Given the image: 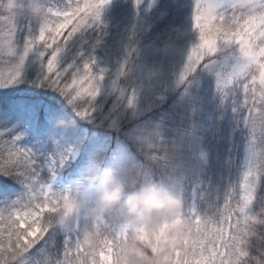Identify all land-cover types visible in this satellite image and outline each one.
I'll use <instances>...</instances> for the list:
<instances>
[{"label":"snow or ice","instance_id":"6c2138e0","mask_svg":"<svg viewBox=\"0 0 264 264\" xmlns=\"http://www.w3.org/2000/svg\"><path fill=\"white\" fill-rule=\"evenodd\" d=\"M108 3L63 0L57 7L53 0H38L42 13L34 19L23 13V0H0V91L27 83L22 66L32 56L39 65L34 86L56 92L76 117L88 118L105 70L92 57L71 53ZM239 3L193 0L191 26L198 40L179 75L183 83L211 72L221 99L238 113L247 142L235 182L200 208L181 200L171 223L160 225L151 239L125 222L106 223L101 231L77 210L73 187L54 183L63 154L44 155L47 140L34 145L36 151L24 147L28 121L22 116L9 129L0 116V264H122L118 253L133 235L153 254L163 250L161 243L168 246L160 264H264V195H257L264 184V0L251 11L239 10ZM20 92L0 96V105L20 101L7 110L39 113L53 131L75 122L46 95ZM171 229L178 235H169ZM41 255L46 259H37Z\"/></svg>","mask_w":264,"mask_h":264},{"label":"rangeland","instance_id":"374dc122","mask_svg":"<svg viewBox=\"0 0 264 264\" xmlns=\"http://www.w3.org/2000/svg\"><path fill=\"white\" fill-rule=\"evenodd\" d=\"M62 2L63 0H53L57 7L62 6ZM75 2L76 0H73V3ZM192 12L193 0H109L101 9L99 22L87 35L94 44L95 55L92 58L95 60L96 68L105 70V82L92 102L91 115L86 119L76 117L84 128L85 136L88 135V126L95 124L94 109L119 108L122 109L120 110L122 116L129 111L131 118L137 121L151 110L153 105L164 103L170 93L178 91L185 85V81L183 83L179 81V75L190 49L198 40L191 26ZM22 35L21 33V39ZM76 43H79V40ZM76 46L75 44L71 55L85 54L84 46ZM133 55L137 62L129 65L128 60ZM22 71L27 83L0 91V96H4L5 93L23 95L21 89H27L29 92L38 88L34 86L33 81L37 78L39 65L32 56L24 61ZM195 83L203 91L198 113L203 138L207 142L204 148H200L199 144L194 148L189 147L188 161L193 165L191 171L193 180L179 186L178 193L185 206L195 203L197 208H200L199 184L194 181L197 175L195 170L198 166L210 168L212 174L210 173L208 182H211L210 188L213 190L211 198L218 197L217 194H221L238 177L245 157L247 135L238 113H234L230 103L222 100L217 92L214 75L202 71L201 76L198 75L190 87ZM129 99L131 104L128 102ZM65 106L70 108L67 104ZM70 111L73 113L72 109ZM38 114L22 112L21 116L38 127ZM142 124L144 125V122ZM41 125L50 129L45 119ZM140 132H142L140 128L136 130V133ZM96 136H98L96 133L92 134V137ZM101 137H104L109 146L112 138L107 135ZM39 143L35 139L32 126L27 124V131L23 133V146L36 151L33 146ZM62 154L63 163L58 169L66 166L64 161L67 155ZM105 154L104 150L94 152L91 159L86 160L87 165L83 162L84 171L87 168L94 169L92 160L100 159L102 163H107ZM37 155L43 159L40 151H37ZM44 155L49 156L47 152ZM111 161L112 170L129 173L130 170L123 167L122 162L119 163L115 157H112ZM54 183L57 186L56 179ZM85 184L84 180L71 178L66 186L57 187H77ZM208 200L210 196L205 193L201 202Z\"/></svg>","mask_w":264,"mask_h":264},{"label":"trees","instance_id":"16d2710c","mask_svg":"<svg viewBox=\"0 0 264 264\" xmlns=\"http://www.w3.org/2000/svg\"><path fill=\"white\" fill-rule=\"evenodd\" d=\"M76 45V47L84 46L86 57L95 55L94 44L87 34ZM128 62L129 65L135 64L137 62L135 56L133 55ZM201 74L202 72L191 75L190 79L185 81L184 86H181L178 91L170 93L164 103L153 105L154 107L137 121L131 118L129 111H126L122 116L120 114L122 109L119 108L94 109L93 118H96V121L94 125L88 126L87 136L84 135V128L76 116L70 111L71 108L65 106L66 103L62 102L56 92L40 87L30 90L31 94H43L52 99L58 109L67 111L75 121L67 128H56L54 131L41 125L44 117L40 114L37 116L38 127L36 124L32 125V122L28 121L29 123H27L32 126L35 139L38 142L48 141L49 151L47 153L49 156L52 155L53 150L67 155V159L64 161L66 166L60 167L55 176L57 186H66L71 178L86 181L100 170L112 169L111 158L115 157L119 163L122 162L123 167L130 170L126 175L139 174L142 181L159 182L178 192L179 186L193 180V172H191L193 165L188 161L189 147L194 148L199 144L200 148H204L207 142L203 138V129L198 113V104L203 91L197 83L190 87L191 82ZM19 103L22 102L8 100L5 105H0V116L7 119V124L3 126L11 129L22 118L24 109L17 113H11L6 107ZM139 128L142 132L136 133ZM93 133H96L98 135L96 137L99 138L92 137ZM106 135L112 138L109 146L104 141V137H101ZM98 150L106 151L107 163H102L100 159L92 160L94 169L87 168L84 171L83 162L87 165L86 160L91 159L94 152ZM203 167L198 166L196 172L194 171L197 174L194 181L199 184L200 207L203 204L201 197L205 196V193L210 196L209 203L213 200L211 198L213 193L210 188L211 182H208L211 170L208 167L205 169L206 166ZM119 172L123 173L122 170ZM257 195L258 198L264 195V184L259 188ZM37 259L43 261L46 256L41 255Z\"/></svg>","mask_w":264,"mask_h":264},{"label":"clouds","instance_id":"9594fccd","mask_svg":"<svg viewBox=\"0 0 264 264\" xmlns=\"http://www.w3.org/2000/svg\"><path fill=\"white\" fill-rule=\"evenodd\" d=\"M38 0H23V13L34 19L42 13L37 9ZM257 0H240L241 11H251ZM73 199L77 210L86 217L90 226L103 230L109 222H125L142 229L149 239L164 223H171L181 207V196L170 186L154 181H142L139 174L126 175L110 168L100 170L86 180L81 187H73ZM95 228L93 229V237ZM176 234L171 229L169 235ZM159 254L143 246L135 235L122 248L118 256L122 264H160V256L169 251L161 243Z\"/></svg>","mask_w":264,"mask_h":264}]
</instances>
